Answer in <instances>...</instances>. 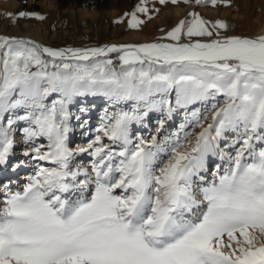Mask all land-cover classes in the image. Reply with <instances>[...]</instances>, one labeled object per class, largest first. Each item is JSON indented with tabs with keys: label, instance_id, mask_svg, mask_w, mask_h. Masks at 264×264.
I'll return each instance as SVG.
<instances>
[{
	"label": "snow or ice",
	"instance_id": "1",
	"mask_svg": "<svg viewBox=\"0 0 264 264\" xmlns=\"http://www.w3.org/2000/svg\"><path fill=\"white\" fill-rule=\"evenodd\" d=\"M146 2L124 14L129 27ZM188 15L166 33L173 43L0 35V171L32 169L22 186L0 185V264H264V35L221 37L211 29L224 21ZM88 96L112 109L94 129L87 106L70 110ZM151 113L156 134H139ZM73 120L86 146L70 147Z\"/></svg>",
	"mask_w": 264,
	"mask_h": 264
},
{
	"label": "rangeland",
	"instance_id": "2",
	"mask_svg": "<svg viewBox=\"0 0 264 264\" xmlns=\"http://www.w3.org/2000/svg\"><path fill=\"white\" fill-rule=\"evenodd\" d=\"M151 1L155 3L159 2V0H147L145 6L149 9L148 13H138L143 23L137 28H131L128 26V20L131 17L125 16L124 14L131 13L136 5L140 3V0H130V6H127V8H123L124 6L120 3L112 4L108 1L97 3L73 2L75 19H72L67 12V8L71 4L68 2L59 1L58 6L54 7L45 0H38L37 2L34 0H0V33L8 31L12 27H18L22 35L20 34V36L16 37L27 39L25 34L28 32V27H26L25 23L29 22L32 24V27L38 29L36 39L54 48H92L100 47L113 41L121 42V44H143L148 43V40H152V42H164L165 40L171 41L166 38V33L168 31L175 27L181 19H190L189 13L196 12L209 22H215L217 20L224 21L227 24V28L224 29H211V23L208 25L214 33L215 31H219L221 37L233 34H256L257 24H252L251 21L247 20L248 18L246 15H242L241 12L236 9L237 0H224V2H218L215 5L211 4L210 0H206L205 3L201 4H196L195 0H190L192 2V7L187 10V12L177 17L172 13H167L166 15H161L162 18L159 20H156L155 12L151 11ZM253 1L255 2V6L249 9L248 14L250 17L253 14L259 15L264 13L263 0ZM180 2H184V0H178L177 3ZM227 7L232 8L225 11ZM159 8L161 7L158 6L157 10ZM122 10H126V12H121ZM21 11L38 13L43 16L44 19L18 17L15 15ZM112 11L114 12L113 14L110 13ZM115 12H117V15ZM9 13L14 15L9 16ZM148 20L150 21L151 33H148ZM200 38L210 39L209 37ZM200 38L191 39L195 40ZM185 40L188 41L189 38L182 36V42ZM116 57V53L108 54V58L112 59L114 65L118 67L119 62ZM84 99V97L77 98L73 105L70 106V110L72 113L79 115L78 109L82 106H87L90 110L83 116V119H88L89 128L94 129L100 122L103 110L105 108L112 109L103 97L90 96L85 99L86 101ZM199 106V104L196 105V107ZM150 117L151 119L146 122L147 127L140 125L135 126L139 134L145 136L156 134V121L159 119V114L151 113ZM183 121V111L174 114L173 120L166 123L165 130L160 138L176 132ZM72 123L74 127L77 124L75 120H73ZM81 131L79 127H75V131L70 137V147L76 148L87 145L89 137L82 136ZM196 131H199V129H196ZM16 139L18 141L16 152L19 154L22 149V145L19 143L21 139L19 133H17ZM41 142L46 143V141ZM77 163L87 165L89 163V158L84 154L77 160ZM216 163H219V160L212 158L210 160V167H214ZM10 171V168H5L3 171H0V185L5 184L4 181L6 182V180L11 179L13 185L17 187L22 186L32 169L31 167L22 168L17 173L11 175L9 173ZM208 179H211V172L208 173ZM2 180L3 183H1ZM2 190L3 188L0 187V191Z\"/></svg>",
	"mask_w": 264,
	"mask_h": 264
},
{
	"label": "bare ground",
	"instance_id": "3",
	"mask_svg": "<svg viewBox=\"0 0 264 264\" xmlns=\"http://www.w3.org/2000/svg\"><path fill=\"white\" fill-rule=\"evenodd\" d=\"M35 2H37L38 0H34ZM46 2L50 3L52 6L56 7L59 4V1L62 2H68L71 3L68 8H67V12L69 13L70 17L72 19H75V10L73 7V2H78V3H97V2H102V1H108L112 4H118L120 3L121 5H123V8H127V6H130L129 1L130 0H45ZM264 2V0H263ZM151 4V11L155 12L156 15V20L161 19V15H166L167 13H172L175 17L182 15L183 13L187 12V10L191 9L192 7V2L190 1V3H185V2H180V3H171L170 0H168V2H166L165 4H160L159 2L155 3L154 1L150 2ZM158 6H160L161 8H158ZM255 6V2L253 0H237L236 1V9L239 10L241 12L242 15H246L247 16V20L251 21L252 24H257V30H256V34L253 35H243V34H233V35H238V36H248V37H255V36H259V35H264V13L262 14H253L251 17L249 16L248 12L249 9L251 7ZM230 8L232 7H227L225 8V11H228ZM56 9V8H55ZM58 9V7H57ZM121 12H126V10H122ZM111 14H113L114 12H110ZM115 14L117 15V12H115ZM119 15V14H118ZM26 27H28V32L27 34H25L27 36V39H31L34 41H37L38 43H41L45 46H48L46 44H44L43 41L36 39V34L38 29L35 27H32V24L27 22L25 23ZM147 28V27H146ZM151 26H150V21L148 20V33H151L150 31ZM20 31L18 27H12L10 28L8 31L5 32H1L0 35H7V36H20ZM22 35V34H21ZM233 35H227V36H233ZM223 37V36H222ZM201 40H208L205 38H200ZM152 40H148V43H151ZM162 43H173V41H164ZM111 44H121V42H110V43H106L104 45H111ZM102 45V46H104ZM101 47V46H100ZM90 97V96H88ZM85 99L87 97H84ZM84 99V100H85ZM86 101V100H85ZM88 103V102H87ZM86 103V104H87ZM10 173H12V171H10ZM8 183V180H6V184Z\"/></svg>",
	"mask_w": 264,
	"mask_h": 264
},
{
	"label": "water",
	"instance_id": "4",
	"mask_svg": "<svg viewBox=\"0 0 264 264\" xmlns=\"http://www.w3.org/2000/svg\"><path fill=\"white\" fill-rule=\"evenodd\" d=\"M153 42H155V41H153ZM184 42H188L187 40H185ZM119 45V44H118Z\"/></svg>",
	"mask_w": 264,
	"mask_h": 264
}]
</instances>
